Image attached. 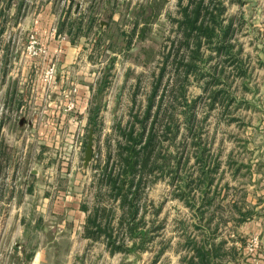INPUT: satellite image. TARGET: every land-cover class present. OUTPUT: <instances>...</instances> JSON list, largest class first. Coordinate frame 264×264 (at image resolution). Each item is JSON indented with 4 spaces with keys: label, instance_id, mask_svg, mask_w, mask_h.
<instances>
[{
    "label": "rangeland",
    "instance_id": "rangeland-1",
    "mask_svg": "<svg viewBox=\"0 0 264 264\" xmlns=\"http://www.w3.org/2000/svg\"><path fill=\"white\" fill-rule=\"evenodd\" d=\"M192 1L197 2L105 0L93 5L84 0L81 10L95 7L96 14L81 13L80 21L72 15L75 3L67 0H0V145L14 161L20 159L8 167L3 164L0 184L6 190L24 175L22 154L32 150L29 164L40 166L41 173L23 191L37 186L52 200L67 195L91 216L95 208H104L100 219L110 221L112 237L132 247L114 253L108 264H189L192 252L183 242L195 234L213 243L223 241V256L211 264H264V0H202L220 12L223 26L231 20L225 42L231 53L215 55L212 43L203 44L196 70L185 78L180 60L187 58V46L177 20L181 8ZM88 15L94 17L91 27ZM30 41L35 53L28 54ZM66 41L76 49L69 55L76 58L69 74L89 85L86 121L76 108L66 110L63 119L47 109L56 76L50 84L40 82L44 105L28 107L23 99L26 76L36 79L44 64L53 63L57 74V53ZM60 89L66 102V95L75 99L69 94L76 92L73 84L66 82ZM210 95L216 97L213 104ZM149 100L146 127L155 119L156 160L135 202L133 221L138 231L142 226L147 230V241L140 243V238L129 239L125 225L119 228L121 208L100 177L108 150L120 139L118 127L142 119ZM28 118L46 129L48 124L60 125L57 138L47 130L30 133ZM90 130L92 157L84 165ZM202 148L208 155V179L199 176L195 158ZM178 191L184 192L183 198ZM11 201L0 195L1 208L15 205ZM95 247L101 251L99 244Z\"/></svg>",
    "mask_w": 264,
    "mask_h": 264
},
{
    "label": "crops",
    "instance_id": "crops-1",
    "mask_svg": "<svg viewBox=\"0 0 264 264\" xmlns=\"http://www.w3.org/2000/svg\"><path fill=\"white\" fill-rule=\"evenodd\" d=\"M83 1L67 0V2L75 3L72 15L74 17L82 16L85 13L88 14L90 10H93L91 15L96 14L93 9L95 7L82 11ZM85 1L94 5L95 2H104L105 0ZM78 4H80L79 7ZM74 50H76L75 47L70 45L68 41L63 42L58 50L60 63L57 67L56 85H54L52 100L48 101V104L45 103V106L48 105L47 109L54 110L55 114L60 113L62 119L64 116H68L69 113H66L65 109L64 91L61 92L62 97L59 95L63 84L71 83L76 88L74 95L76 110L74 111L82 112L83 121H86L87 113L85 111H87L90 103L89 85L80 84L77 81L78 77L74 78L69 74L70 64L76 59L69 55ZM26 78L28 80L25 79L27 87L25 86L22 91L23 99L28 101V107L34 104V108H39L44 105L40 76H37L36 79H32L31 76H26ZM29 82L35 83V85L29 87ZM34 90H36L35 95ZM25 126L29 127L30 133L37 131L41 134L42 131L46 133L47 130L48 134L54 136L55 139L57 138L55 132L60 127V125L48 124L46 129L34 121L30 122V118H28ZM80 134H82L81 131ZM43 138L45 137L39 136V139ZM37 142L40 143V141ZM6 144L12 146L11 143ZM1 146L4 148V145H0V170L4 163L8 167L12 163L20 161V159L14 161L15 158L11 154L5 153ZM27 147L28 143L25 140L23 148ZM27 152L29 154L25 156ZM31 154L32 150H28L26 153L24 150L22 154V158H26L23 160L26 163H23V166L27 168L26 171H21L24 175L16 178L13 185L8 186L6 190L0 184L1 198L9 197L15 203V205L0 207V264H108L111 261V256L116 252H109L104 235L85 233L86 219L90 212L87 207L79 205L74 200H68L67 195L64 196L65 200L62 198L52 200L37 186L31 187L30 191H23L24 186H29L31 180L38 178L41 173L40 166L35 165V163L29 164L32 160ZM56 161L58 162V160ZM6 180L9 181V179ZM21 180L22 182H20ZM27 201L34 205H28ZM96 244H99L101 251H96Z\"/></svg>",
    "mask_w": 264,
    "mask_h": 264
},
{
    "label": "trees",
    "instance_id": "trees-1",
    "mask_svg": "<svg viewBox=\"0 0 264 264\" xmlns=\"http://www.w3.org/2000/svg\"><path fill=\"white\" fill-rule=\"evenodd\" d=\"M202 4V0H197L194 4L193 1L190 4L188 3L181 8V19L177 20L178 27L182 28L183 31L182 38L184 39L185 46H187V58L185 59L183 55L180 60L183 68V76L185 78L192 70H196L195 63L196 60L200 59L199 52L203 44L212 43L213 45L210 48L214 51L215 55H229L231 53L229 49L230 46L225 43L231 31V20L223 26L218 19L220 12H214L213 8L206 7ZM69 7L72 8V5ZM77 18L81 21L84 19V15L78 16ZM87 19V24L91 27L92 24H94V17L88 15ZM59 24L62 26L61 22ZM216 66L217 64L213 65L214 70ZM210 97L211 104H213L216 97L214 95H210ZM150 104L151 101L149 100L142 119H137L135 117L136 119L127 121L124 126L118 127L120 139L116 141L113 150H108L106 163L102 168V176L100 177V182L109 190L108 192L111 197L118 201L121 208L122 212L119 216V228L125 225L129 239L135 240V238H140V243L147 241V237L145 236L147 230L142 226L140 231H138V222L136 223L133 221V218L138 212V207H136L135 202L138 198L140 183L146 174H152L154 171V162L156 160L155 155L152 156V150L154 149L156 140V133L154 130L155 119L151 121L149 127H146L147 118L150 115ZM189 118L188 122L190 127L193 119L191 117ZM93 119L94 115L91 117L89 116L88 124L91 123ZM136 122L139 123L138 128H136ZM198 151V153H195V158L199 165V176L205 174L204 177L208 179V172L204 169L208 155L204 148ZM178 164L179 159L177 160V165ZM174 177L175 175H173L172 178ZM209 182H211V180H208L207 184ZM184 185L186 186L187 183H184ZM198 186H200V184ZM176 195L178 198H183L184 192L178 191ZM102 211H105V209L95 208L93 216L88 215L86 227L84 228L85 233L89 235H100L103 233L106 246L110 253L117 251L127 252L131 250L132 247L127 249L123 245V240H116L115 237H112L114 228L111 226L110 221H103L100 219ZM124 215L128 216L127 220H125ZM123 220H125V222H123ZM195 226L199 228V225ZM183 243L188 245L192 252L187 260L189 264H211L214 258L222 257L224 254L222 249L223 241L213 243L207 238H199L197 234L192 237L185 236ZM132 246H135V241H132ZM139 247L144 249L141 245H139ZM161 251L162 248L158 250L159 253ZM183 259L185 258H181V260Z\"/></svg>",
    "mask_w": 264,
    "mask_h": 264
},
{
    "label": "built area",
    "instance_id": "built-area-1",
    "mask_svg": "<svg viewBox=\"0 0 264 264\" xmlns=\"http://www.w3.org/2000/svg\"><path fill=\"white\" fill-rule=\"evenodd\" d=\"M26 50L28 54L31 50L33 53H35L34 45L33 43H31V41L26 45ZM55 76H56V69L53 63L48 66L45 65V68L41 73L40 79L42 83L50 84L55 79ZM75 93L76 92L73 89V91H71L69 94H75ZM65 97L68 98L66 105H65V109L67 111L73 110L76 106L75 99H73L71 96H68V95H66ZM81 144H82L81 140H78V145H81Z\"/></svg>",
    "mask_w": 264,
    "mask_h": 264
},
{
    "label": "water",
    "instance_id": "water-1",
    "mask_svg": "<svg viewBox=\"0 0 264 264\" xmlns=\"http://www.w3.org/2000/svg\"><path fill=\"white\" fill-rule=\"evenodd\" d=\"M78 6V5H77ZM101 24L105 23L104 21H100ZM92 144H93V133L92 130L89 131L87 136V142L84 149V155H83V164L86 165L87 162L92 157Z\"/></svg>",
    "mask_w": 264,
    "mask_h": 264
}]
</instances>
